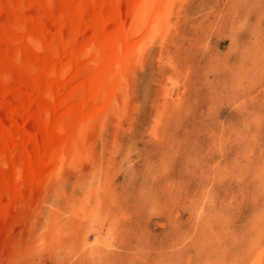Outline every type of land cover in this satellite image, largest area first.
Here are the masks:
<instances>
[{"label":"rangeland","instance_id":"1","mask_svg":"<svg viewBox=\"0 0 264 264\" xmlns=\"http://www.w3.org/2000/svg\"><path fill=\"white\" fill-rule=\"evenodd\" d=\"M171 10L0 264H264V0Z\"/></svg>","mask_w":264,"mask_h":264},{"label":"bare ground","instance_id":"2","mask_svg":"<svg viewBox=\"0 0 264 264\" xmlns=\"http://www.w3.org/2000/svg\"><path fill=\"white\" fill-rule=\"evenodd\" d=\"M175 2L0 0V247L12 241L20 209L62 171L111 102L121 103L132 63Z\"/></svg>","mask_w":264,"mask_h":264}]
</instances>
